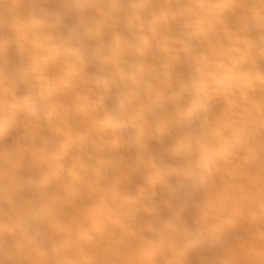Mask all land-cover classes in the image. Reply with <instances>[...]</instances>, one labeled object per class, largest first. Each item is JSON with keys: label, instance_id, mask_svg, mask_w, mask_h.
Listing matches in <instances>:
<instances>
[{"label": "clouds", "instance_id": "1", "mask_svg": "<svg viewBox=\"0 0 264 264\" xmlns=\"http://www.w3.org/2000/svg\"><path fill=\"white\" fill-rule=\"evenodd\" d=\"M0 264H264V0H0Z\"/></svg>", "mask_w": 264, "mask_h": 264}, {"label": "bare ground", "instance_id": "2", "mask_svg": "<svg viewBox=\"0 0 264 264\" xmlns=\"http://www.w3.org/2000/svg\"><path fill=\"white\" fill-rule=\"evenodd\" d=\"M19 134H27V129L18 130ZM207 150H205V155ZM163 155V154H162ZM164 159L171 163V161L164 156ZM28 179L35 177L26 176ZM167 180L170 184H190L191 178L180 174H169ZM127 193L137 200L138 203H157L167 198V189L158 183L145 180L135 174L129 177L127 183Z\"/></svg>", "mask_w": 264, "mask_h": 264}]
</instances>
